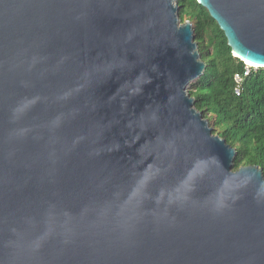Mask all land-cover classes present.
<instances>
[{"label":"water","instance_id":"water-1","mask_svg":"<svg viewBox=\"0 0 264 264\" xmlns=\"http://www.w3.org/2000/svg\"><path fill=\"white\" fill-rule=\"evenodd\" d=\"M264 68V0H197ZM177 0H0V264H264V174L187 88Z\"/></svg>","mask_w":264,"mask_h":264},{"label":"trees","instance_id":"trees-1","mask_svg":"<svg viewBox=\"0 0 264 264\" xmlns=\"http://www.w3.org/2000/svg\"><path fill=\"white\" fill-rule=\"evenodd\" d=\"M181 22L191 21L194 40L205 62L202 74L187 88L212 132L236 149L234 169L257 165L264 174V68L251 67L239 95L234 74L245 63L234 57L227 38L197 0H177Z\"/></svg>","mask_w":264,"mask_h":264},{"label":"built area","instance_id":"built-area-1","mask_svg":"<svg viewBox=\"0 0 264 264\" xmlns=\"http://www.w3.org/2000/svg\"><path fill=\"white\" fill-rule=\"evenodd\" d=\"M251 67H252L251 65H246V63H245L244 69L242 71L236 72L234 74L235 94L236 95L240 94L244 79L246 76H248L250 74Z\"/></svg>","mask_w":264,"mask_h":264},{"label":"flooded vegetation","instance_id":"flooded-vegetation-1","mask_svg":"<svg viewBox=\"0 0 264 264\" xmlns=\"http://www.w3.org/2000/svg\"><path fill=\"white\" fill-rule=\"evenodd\" d=\"M178 4V3H177Z\"/></svg>","mask_w":264,"mask_h":264}]
</instances>
